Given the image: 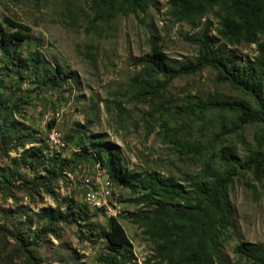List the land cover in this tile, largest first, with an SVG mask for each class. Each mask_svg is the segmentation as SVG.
Listing matches in <instances>:
<instances>
[{
    "label": "rangeland",
    "instance_id": "obj_1",
    "mask_svg": "<svg viewBox=\"0 0 264 264\" xmlns=\"http://www.w3.org/2000/svg\"><path fill=\"white\" fill-rule=\"evenodd\" d=\"M168 1L112 16L100 0H0V38L25 37L13 43V59L0 41V264H98L112 220L126 236L129 264H153L152 242L127 219L149 206L132 202L137 193L112 177L113 157L99 158L91 142L109 143L122 170L171 178L187 197L205 163L219 166L221 150L242 160L259 149L261 123L241 124L229 107H195L231 99L254 109L211 68L172 79L156 98L138 96L131 80L140 68L132 62L153 45L181 65L197 56L191 41L204 34L213 51L242 64L264 41L219 35L217 8L178 21ZM36 52L42 65L28 61ZM56 67L62 83L42 86L41 76ZM227 198L232 225L220 239L224 264H244L237 245H264V177L240 172ZM43 211L67 217L50 221Z\"/></svg>",
    "mask_w": 264,
    "mask_h": 264
},
{
    "label": "trees",
    "instance_id": "obj_2",
    "mask_svg": "<svg viewBox=\"0 0 264 264\" xmlns=\"http://www.w3.org/2000/svg\"><path fill=\"white\" fill-rule=\"evenodd\" d=\"M100 2L105 3L112 16L117 13L125 16L144 12L152 0ZM168 6L170 16L178 21H188L208 9L217 8L219 35L234 42L251 44L257 43L259 37L264 40V0H169ZM24 39L19 33L2 34L3 54L13 59V43ZM191 42L197 46V56L181 65H175L154 45L150 54L133 60L132 65L140 68L139 74L131 80L138 96L156 98L172 79L211 68L216 72L217 81L227 83L230 88L249 97L254 109L244 101L231 99L218 102L199 100L195 107L201 111L229 107L238 113L241 124L261 123L264 126V41L257 44L256 56L242 64H238L234 56L213 51L211 41L204 34ZM28 61L39 66L44 59L36 52ZM60 76L63 71L56 67L41 76V85L61 84ZM4 109L5 104L0 101V115ZM255 143L259 149L242 160L221 150L217 158L219 166L211 160L205 163L197 179L190 183V197L186 196L183 186L171 178H162L154 172L136 174L122 170L109 143L97 140L90 146L99 158L104 152L113 157L112 177L121 186L137 193L132 202L149 206V210L139 209L127 214V219L144 229L152 242L150 259L153 264H224L220 239L232 225L227 189L242 171L250 172L256 180L264 177V132L256 136ZM42 215L50 221L67 217L60 211H43ZM104 238L107 253L98 258V264H129L128 242L116 221L112 220ZM233 252L244 260V264H264V245L241 243Z\"/></svg>",
    "mask_w": 264,
    "mask_h": 264
}]
</instances>
